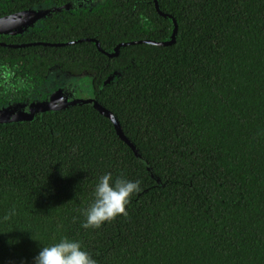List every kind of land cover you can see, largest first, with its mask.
I'll use <instances>...</instances> for the list:
<instances>
[{
	"label": "trees",
	"instance_id": "16d2710c",
	"mask_svg": "<svg viewBox=\"0 0 264 264\" xmlns=\"http://www.w3.org/2000/svg\"><path fill=\"white\" fill-rule=\"evenodd\" d=\"M156 1L0 0V18L51 11L1 37L29 44L0 45L16 103L48 99L53 71L88 74L94 91L0 123V264H35L65 237L97 264H264V0ZM175 27L170 45L108 55ZM106 173L141 191L127 217L85 229Z\"/></svg>",
	"mask_w": 264,
	"mask_h": 264
},
{
	"label": "clouds",
	"instance_id": "9594fccd",
	"mask_svg": "<svg viewBox=\"0 0 264 264\" xmlns=\"http://www.w3.org/2000/svg\"><path fill=\"white\" fill-rule=\"evenodd\" d=\"M141 191L140 181H131L123 176L115 178L106 173L99 178L93 193L94 199L83 210L85 229H99L105 222H112L118 216H128L127 206L133 195ZM15 215V209L5 215V221ZM35 264H97L92 255L83 249L78 241L67 237L50 246L42 247L35 257Z\"/></svg>",
	"mask_w": 264,
	"mask_h": 264
},
{
	"label": "rangeland",
	"instance_id": "374dc122",
	"mask_svg": "<svg viewBox=\"0 0 264 264\" xmlns=\"http://www.w3.org/2000/svg\"><path fill=\"white\" fill-rule=\"evenodd\" d=\"M49 13V10H41L38 12L24 13L21 17H12L6 20L0 21V33H13V31H18L21 28L27 27L34 19L35 16H45ZM40 15V16H39ZM59 73V72H58ZM75 75L72 79H68L66 82H61L53 79H58V76L51 74L50 82L54 83L57 90H51L49 98H43L41 101L35 99L32 102H14L15 104H10L8 101L4 104L2 101L0 106V118L6 120L9 119H20V117H29L32 112H39L44 110L46 107L56 108L62 107L70 102H88L94 103L93 99V83L91 76L88 74H81L80 76ZM112 76H108L104 83L111 80ZM59 80V79H58ZM60 80L63 77L60 75ZM66 80V79H65ZM13 99L16 96L13 95Z\"/></svg>",
	"mask_w": 264,
	"mask_h": 264
},
{
	"label": "flooded vegetation",
	"instance_id": "af4514ba",
	"mask_svg": "<svg viewBox=\"0 0 264 264\" xmlns=\"http://www.w3.org/2000/svg\"><path fill=\"white\" fill-rule=\"evenodd\" d=\"M38 11H41V9L38 10V7L37 8L36 7H33V8L31 7L29 9L25 10V11H20V12L14 13L12 15L9 14L7 16L1 17L0 18V21L1 20H6V19H9V18H12V17H15V18L16 17H21V15L24 14V13H26V12L27 13H29V12H32V13L35 12L36 13ZM49 13H51L50 9H49ZM46 16H48V15H46ZM44 17L45 16H42V18H40V19H43ZM38 21H39V17L38 16H35V19L27 27H25V28H21L18 31H13V33H9V32H7V33H0V45L7 46V47H11V48H21V47H24L26 45H29V44L24 45V44L7 43L5 41H2V38L1 37H12V36H18V35L20 36V35H23V34L31 33L32 31H36V30H38ZM31 44H43V43H41V42H34V43H31ZM49 45L50 46H52V45L53 46H62V45H64V43L49 44ZM97 49H98V47H97ZM51 73L54 74V75H56V76H58V79H60V75H61L63 77V80L66 79V81L68 79H72L73 77H75V75H71V74H68L66 72H63V73L59 72L58 73L56 71H53ZM114 74H116V73H114ZM10 76H11V73L6 70L5 65L0 64V103L3 101L4 102L3 105H5V103L7 101L10 104H12L13 101H14L13 95H14V93L17 94V92H18L17 89L14 90V88L12 87V83H10V80H11ZM77 76H80V75H77ZM111 76H113V75H111ZM48 78H50V76H48ZM58 79H53V80H58ZM49 83H50V86L51 87H56L54 85L53 81L51 83L50 80H49ZM22 102H25V100L22 101ZM0 108H3V107L0 106Z\"/></svg>",
	"mask_w": 264,
	"mask_h": 264
},
{
	"label": "water",
	"instance_id": "95a60500",
	"mask_svg": "<svg viewBox=\"0 0 264 264\" xmlns=\"http://www.w3.org/2000/svg\"><path fill=\"white\" fill-rule=\"evenodd\" d=\"M153 1H154V5H155L156 9L158 10V8H157V1H156V0H153ZM159 13L162 14V15H166V14L160 12V11H159ZM175 30H176V27L174 28V30H173V32H172V35H171V37H170L169 40H166V41L141 40V41H135V42H130V43H120V44H118V45L115 47V52L112 53V54H108V55H109V56L116 55V54L118 53V49H119V47L122 46V45H126V44H134V43H142V42H146V43H152V44H155V45H161V46L170 45V44H172V43L174 42ZM92 40L96 42L98 49L101 50V51H103V50L100 48L98 42H97L96 40H94V39H92ZM96 107H97V109L100 110L103 114H106L107 116H109V117L113 120V122H114V126H115L116 131H117V133L119 134V136H120L122 139H124L125 141L129 142V141L124 137V135H123V133H122V131H121V129H120V126H119L117 120L115 119V117H113V115H112L111 113H109L107 110L103 109L102 107H100V106H98V105H96ZM57 108H59V107H57ZM45 109H50V107H46V108H44V110H45ZM33 114H34V112H32V114H31L29 117H20V119H17V120L29 119L30 117H32ZM10 121H16V120H15V119H9V120H6V119H4V118H0V123H2V122H10Z\"/></svg>",
	"mask_w": 264,
	"mask_h": 264
}]
</instances>
